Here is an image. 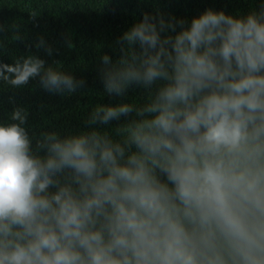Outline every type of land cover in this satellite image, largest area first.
Segmentation results:
<instances>
[{"label": "clouds", "instance_id": "1", "mask_svg": "<svg viewBox=\"0 0 264 264\" xmlns=\"http://www.w3.org/2000/svg\"><path fill=\"white\" fill-rule=\"evenodd\" d=\"M117 44L104 93L155 86L145 106L101 105L68 134L30 135L21 108L0 125V264H264V4L146 12ZM36 78L86 85L38 56L0 62L14 88ZM121 118V140L100 130Z\"/></svg>", "mask_w": 264, "mask_h": 264}, {"label": "trees", "instance_id": "2", "mask_svg": "<svg viewBox=\"0 0 264 264\" xmlns=\"http://www.w3.org/2000/svg\"><path fill=\"white\" fill-rule=\"evenodd\" d=\"M261 4L264 0H0V62L15 64L38 56L47 66L86 81L76 93L59 95L45 91L39 78L19 88L0 80V125L15 123L11 114L21 108L28 114L24 127L30 135L68 134L82 129L101 105L143 107L155 86L150 92L133 84L122 98L109 97L98 73L100 57L107 53L115 59L120 48L117 41L144 13L190 22L209 8L241 17L258 11ZM41 39L44 45L37 47ZM128 122L121 118L100 130L121 140V129Z\"/></svg>", "mask_w": 264, "mask_h": 264}]
</instances>
